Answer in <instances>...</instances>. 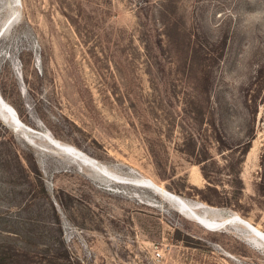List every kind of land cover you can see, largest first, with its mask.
Listing matches in <instances>:
<instances>
[{"label": "rangeland", "instance_id": "1", "mask_svg": "<svg viewBox=\"0 0 264 264\" xmlns=\"http://www.w3.org/2000/svg\"><path fill=\"white\" fill-rule=\"evenodd\" d=\"M0 99V264H264V0H0Z\"/></svg>", "mask_w": 264, "mask_h": 264}, {"label": "bare ground", "instance_id": "2", "mask_svg": "<svg viewBox=\"0 0 264 264\" xmlns=\"http://www.w3.org/2000/svg\"><path fill=\"white\" fill-rule=\"evenodd\" d=\"M0 111H2V113H3V115L5 116V117H8V116H12L11 114H10V112H13L12 110H11V108L6 104V103H4L3 102V100L2 99H0ZM3 117V116H2ZM5 121H6V119H5ZM6 122H8V121H6ZM9 123V122H8ZM39 140V139H38ZM147 183H148V185L149 186H154V183L152 182V181H147ZM149 186H147V187H149ZM157 187V186H156ZM155 188V187H154ZM159 188V187H158ZM153 189V188H152ZM158 192V191H157ZM160 192V191H159ZM243 223V227H245L250 233H252V236L254 235L256 238H258L259 240L260 239H262V234L259 232V231H257V230H255L254 228H252L248 223H245L244 221L242 222ZM258 239H257V241H258ZM254 240V239H253ZM261 241V240H260Z\"/></svg>", "mask_w": 264, "mask_h": 264}, {"label": "trees", "instance_id": "3", "mask_svg": "<svg viewBox=\"0 0 264 264\" xmlns=\"http://www.w3.org/2000/svg\"><path fill=\"white\" fill-rule=\"evenodd\" d=\"M0 130H4L3 127L0 125ZM5 131V130H4ZM8 142H10V138L9 137H3V138H0V149L5 145V144H8ZM9 158V155L7 154H4L2 152H0V161L2 162H6L7 159ZM2 216H4V214H0ZM5 234H11V231H4ZM4 254V252L1 250L0 251V255Z\"/></svg>", "mask_w": 264, "mask_h": 264}]
</instances>
